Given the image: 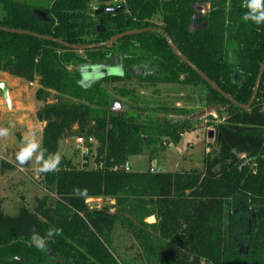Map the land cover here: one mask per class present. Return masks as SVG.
Here are the masks:
<instances>
[{"label":"trees","instance_id":"trees-1","mask_svg":"<svg viewBox=\"0 0 264 264\" xmlns=\"http://www.w3.org/2000/svg\"><path fill=\"white\" fill-rule=\"evenodd\" d=\"M243 3L0 0V25L71 44L102 43L126 31L158 27L222 91L247 104L264 61V25L241 20L247 11ZM100 8L117 10L98 15ZM101 17L106 30L93 35ZM99 65H121L125 72L85 85L81 68ZM0 71L40 85L36 98L47 102L36 116L45 123L48 153L58 152L59 141L70 137L97 141L95 167L78 168L62 157L56 171L41 175L57 201L84 218L109 248L121 227L137 241L145 264H264V74L253 105L243 109L203 80L156 30L85 51L0 30ZM134 80L192 86L208 108L224 109L225 120L213 124L217 152L205 156L202 170H124L131 156L153 159L163 138L177 145L195 120L175 107L166 112L181 120L115 115L110 88L133 99L135 89L126 84ZM52 91L59 93L57 102L47 100ZM13 168L3 162L0 176ZM75 188L87 189L86 196L74 197ZM91 197L114 199V213L90 209ZM150 216L158 221L146 223ZM58 221V210L46 199L34 210L20 206L15 216L0 207V264H97L86 241L65 231L43 251L31 244L32 229L43 236L49 228H61Z\"/></svg>","mask_w":264,"mask_h":264},{"label":"rangeland","instance_id":"rangeland-1","mask_svg":"<svg viewBox=\"0 0 264 264\" xmlns=\"http://www.w3.org/2000/svg\"><path fill=\"white\" fill-rule=\"evenodd\" d=\"M2 4H0V9ZM94 8H97L96 6ZM201 13V11H200ZM18 89L22 94L20 102L23 112L17 109H8L5 105L2 92L0 91V127L8 128L10 135L0 137V165L6 162L14 168L0 176V207L9 215L18 214L22 205L34 210L38 200H47V204L55 207L59 213L58 224L67 234L82 238L90 247L92 256L97 264H112L115 260L126 261L133 264H145L141 248L134 237L125 229L118 227L114 234L112 247H108L94 231L89 227L86 220L67 209L61 202L57 201L53 191L48 188L41 173L37 172L38 165L34 161L20 165L16 160V153L21 147L24 136L31 130L35 132L38 139L42 140L44 122L37 119L36 113L42 109L47 101H40L26 92L28 82H21ZM116 86H121L116 84ZM128 88L135 89L132 98L121 97L116 91L110 88L113 104L118 101L121 104L120 114L132 115L140 120L149 119L153 122L165 117L181 120L182 116H171L166 112L170 108H182L188 110L190 115L206 110V114L193 120V127L185 131L177 145L170 142V139H161L159 153L153 158L145 155L131 156L129 164L132 171H146L151 164H158L166 171H180L200 169L204 167V158L208 154L217 152V145L214 139L208 137L209 132L214 130L215 123L225 120L226 114L223 108H208L205 105L204 95L192 86H181L175 84H151L142 83L138 80L126 84ZM35 92L40 87L37 82L30 86ZM111 87V86H110ZM35 95V94H34ZM59 93L51 92L47 98L49 102H57ZM4 106L2 105V103ZM34 108L32 110L31 103ZM112 104V105H113ZM36 110V111H35ZM35 111V112H34ZM15 121L14 123L12 121ZM16 120L20 121L16 125ZM58 152L61 157L71 160L78 168L82 166L81 150L76 147V137H70L59 141ZM95 153L87 157V165L95 167ZM114 199L101 197V201L91 203L93 208L107 209L114 213ZM156 216L145 219L146 223H155ZM155 259V257H154Z\"/></svg>","mask_w":264,"mask_h":264},{"label":"water","instance_id":"water-1","mask_svg":"<svg viewBox=\"0 0 264 264\" xmlns=\"http://www.w3.org/2000/svg\"><path fill=\"white\" fill-rule=\"evenodd\" d=\"M116 8H100L96 11V14H101L104 11L107 13H111L116 11ZM39 16L43 17L46 20H51L49 19L47 16V14L45 12L42 11H37L36 12ZM0 30L2 31H6V32H10V33H16V34H29L32 36H35L39 39H43V40H47V41H54L57 42L63 46H65L66 48L69 49H73V50H78V51H85L88 49H95V48H100V47H104V46H109L115 42H117L118 40L126 37V36H131V35H135V34H140L146 31H151V30H156L158 32H160L164 38L167 40V42L169 43V45L172 47L173 51L175 52V54L180 57L185 63H187L198 75H200L202 77L203 80H205L213 89H215L216 91H218L219 93H221L224 97H226L227 99H229L233 104L240 106L243 109H249L257 96V93L259 91L260 88V83L264 74V61L261 65V69L257 78V82H256V87L254 89V93L252 95L251 100L249 101V103L247 104H239L236 100L232 99L227 93H225L224 91H222L206 74H204L194 63H192L180 50L179 48L172 42V40L162 31V29L158 28V27H151V28H144V29H137V30H132V31H126L124 33H121L105 42L102 43H93V44H71L68 42H65L62 39L59 38H55L52 36H48V35H43V34H37V33H33L30 31H25V30H20V29H12V28H8V27H4L0 25ZM106 30L105 24H104V18L101 17L100 18V23L95 27V29L93 30V35L102 33ZM82 71V82L87 85V84H92L93 82H95L96 80L101 79L102 77H106L109 75H121L122 74V68L121 67H112V68H105L104 66H93V67H89V66H84L81 68ZM86 79H88V81H86ZM0 91L2 92L3 95V99L5 101L6 107L8 109H12V100L9 94V86L7 81L5 80H0ZM120 110H121V104L120 102L116 101L114 103V107H112V111L115 113V115H120ZM206 114V110H203L199 113L193 114L191 116L192 119H195L197 117H201L203 115ZM14 123V121H12ZM208 137L210 139H214L215 137V131L211 130L209 132Z\"/></svg>","mask_w":264,"mask_h":264},{"label":"clouds","instance_id":"clouds-1","mask_svg":"<svg viewBox=\"0 0 264 264\" xmlns=\"http://www.w3.org/2000/svg\"><path fill=\"white\" fill-rule=\"evenodd\" d=\"M243 7L247 9L241 17L243 22L250 21L257 26L264 25V0H244ZM8 135H10V130L0 127V137ZM16 160L22 166L34 161L38 165L37 172L49 173L59 168L62 157L59 152L48 153V150L42 146V140L38 139L35 132L30 130L23 138L21 147L16 153ZM86 194L87 189L75 188L73 190V196L77 198L86 196ZM62 234V228H49L43 236L32 229L30 242L38 250L43 251L48 241H54L56 236Z\"/></svg>","mask_w":264,"mask_h":264},{"label":"built area","instance_id":"built-area-1","mask_svg":"<svg viewBox=\"0 0 264 264\" xmlns=\"http://www.w3.org/2000/svg\"><path fill=\"white\" fill-rule=\"evenodd\" d=\"M31 84H33V83H31ZM96 146H97V141L93 137L89 138L88 140L85 137H76V147L81 150V156H82V161H83L81 168H83L85 165H87L86 159L88 156L92 155L93 150L96 151ZM95 166H96V164H95ZM123 168L126 172L132 171V168H131L129 162H126L125 165L123 166ZM114 169L117 170L118 167L116 166V167H114ZM148 170L151 173H161V172L166 171L162 166H160L158 164H151L150 167L148 168ZM96 201L100 202L101 197L88 198L86 200V204L90 209L104 210L101 208H93L90 206L91 203H94Z\"/></svg>","mask_w":264,"mask_h":264},{"label":"crops","instance_id":"crops-1","mask_svg":"<svg viewBox=\"0 0 264 264\" xmlns=\"http://www.w3.org/2000/svg\"><path fill=\"white\" fill-rule=\"evenodd\" d=\"M0 80H5L8 83V86H9V94H10V97H11V100H12V109L11 110L17 109V112H23L24 109L22 110L23 107H22V104L20 102V99L22 98V94L21 95L19 94L18 89H19V87L22 84L21 82H24V81L25 82H28V81H26L24 79H21V78H18V77H15V76H12V75H9L8 73L2 72V71H0ZM31 85L33 86L34 85V82H33V84H31L30 82H28V87H26L25 90L30 95V98L32 99L33 96H36V92H35L34 88H31L30 87ZM2 105L4 106L3 103H2ZM31 108H32V110L34 108L33 102L31 103ZM20 121L16 120V125ZM44 125H45V123H44Z\"/></svg>","mask_w":264,"mask_h":264},{"label":"flooded vegetation","instance_id":"flooded-vegetation-1","mask_svg":"<svg viewBox=\"0 0 264 264\" xmlns=\"http://www.w3.org/2000/svg\"><path fill=\"white\" fill-rule=\"evenodd\" d=\"M114 67H121L122 68V74L121 75H123L124 74V72H125V69H124V67L123 66H114ZM106 68V67H105ZM107 68H112V67H107ZM86 81H88V79H86ZM112 107H114V104L112 105ZM112 107H111V109H112Z\"/></svg>","mask_w":264,"mask_h":264}]
</instances>
